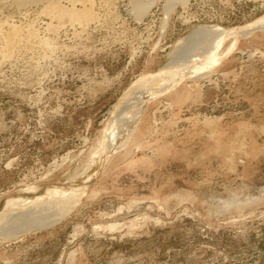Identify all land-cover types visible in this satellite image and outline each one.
I'll return each instance as SVG.
<instances>
[{
  "label": "rangeland",
  "instance_id": "obj_1",
  "mask_svg": "<svg viewBox=\"0 0 264 264\" xmlns=\"http://www.w3.org/2000/svg\"><path fill=\"white\" fill-rule=\"evenodd\" d=\"M53 1L0 8V202L83 195L52 227L0 235V264H261L264 29L150 99L125 148L107 135L194 31H237L264 0H188L166 19V0L141 19L130 0Z\"/></svg>",
  "mask_w": 264,
  "mask_h": 264
},
{
  "label": "bare ground",
  "instance_id": "obj_2",
  "mask_svg": "<svg viewBox=\"0 0 264 264\" xmlns=\"http://www.w3.org/2000/svg\"><path fill=\"white\" fill-rule=\"evenodd\" d=\"M7 1L8 0H0V8L4 5L7 6ZM12 1L17 5H26L27 3H31L33 1L35 2L36 0ZM39 1L40 0H37V2ZM158 1L159 0H130L129 2L131 6V13L136 19H141L145 15L150 14L149 12L157 6ZM187 2L188 0H166L164 6V19L168 17L170 11L173 10L174 6L184 5ZM53 3L52 6H54ZM57 4L58 3H56L55 5L57 6ZM74 12L72 11V13ZM64 13L66 12H63V14ZM76 13L78 12H75V14ZM90 14L91 12H89V10L87 9L78 13L79 16L82 15L84 16V18L90 16ZM80 19H82V17ZM12 28L11 30H8L9 32L5 33L7 34V39L4 37L5 34L3 36L7 41L5 43L6 49L9 48L8 44L13 45L14 41H17V37H19L18 33L20 32H18V28ZM256 29H264V17L246 27H241L237 31H228L219 26H212L207 28H199L194 31L192 35L190 34L191 36L190 38H188V43L186 42L188 44V50L187 48H185L187 50V52H185L186 54L182 56V58L179 57V59L175 61L172 60V62L168 63L166 66L167 71L163 72V76L161 75L158 77L152 75L150 79H146L140 82L133 102H131V104H128L126 108H122L121 110H119V112L112 117V120H110V130L107 135L109 139V152L112 153L122 149L123 147L125 148L126 144L129 141L128 138H130L131 133L134 131L150 99H152L156 94H160L162 92L170 90L186 75H194L199 71L201 72V70L205 68V64L208 60H210L212 64L218 63L219 57L217 56L216 51L221 47L222 41L226 36H247ZM0 35L2 36L3 34L0 33ZM206 38L209 39V45H205V42L203 43L202 39ZM203 53H207L208 56L205 60L202 59ZM173 59H175V57ZM52 191L50 193H47V197L44 195L45 197L36 196L34 198L29 194L32 198H30L29 196V198L27 197L28 199L26 198L16 200L14 202H7V205L6 203L4 205L3 201H1L0 235L4 237H16L30 230H40L52 227L55 224L59 223L75 208L83 195L82 190L71 192ZM261 264H264V256Z\"/></svg>",
  "mask_w": 264,
  "mask_h": 264
}]
</instances>
